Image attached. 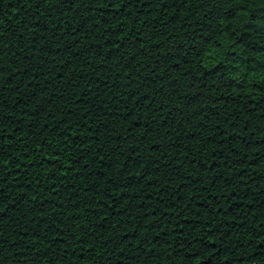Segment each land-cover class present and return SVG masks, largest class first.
<instances>
[{"label": "trees", "instance_id": "trees-1", "mask_svg": "<svg viewBox=\"0 0 264 264\" xmlns=\"http://www.w3.org/2000/svg\"><path fill=\"white\" fill-rule=\"evenodd\" d=\"M0 264H264V0H0Z\"/></svg>", "mask_w": 264, "mask_h": 264}]
</instances>
